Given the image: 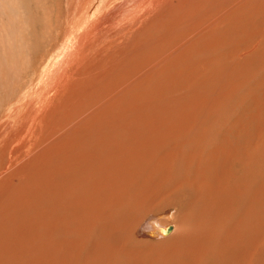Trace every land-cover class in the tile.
Listing matches in <instances>:
<instances>
[{
  "label": "rangeland",
  "instance_id": "1",
  "mask_svg": "<svg viewBox=\"0 0 264 264\" xmlns=\"http://www.w3.org/2000/svg\"><path fill=\"white\" fill-rule=\"evenodd\" d=\"M45 1L48 13L56 16L53 8H64ZM177 2V13L158 11L153 20L146 16L128 26L131 35L124 37L121 27L130 12L106 38V28L116 19L103 20L99 41L109 48L99 52L97 66H90L95 37L92 52L81 58L79 68L65 73L66 83L52 89L39 83L48 70L39 63L43 55L32 69L25 68L24 59L31 48L34 56L41 55L59 46L60 39L48 34L46 26L40 39L25 31L33 44L26 51L13 34L15 24L19 26L17 14L0 10V264H134V258L124 255L129 249L140 250L138 264H264V0H187L183 10L175 9ZM8 15L17 18H10L14 23L9 26ZM141 15L138 11L131 16ZM143 28L149 32L142 33ZM166 30L174 37L164 36ZM147 33L161 35V42L152 47V54L137 46V55L134 43ZM38 41L54 45L40 49ZM169 47L177 55L171 62L156 60L162 65L157 72L135 89L127 82L130 91L123 89L125 95L118 96L117 83L130 78L137 56L148 53L141 57L148 61L167 54ZM122 53L132 54L133 60L122 63L115 78L103 59ZM95 72L99 82L85 83ZM111 95L116 102L103 107L100 102ZM110 103L111 117L104 112ZM90 111V125L65 135L68 126L74 130V123ZM94 118H100L98 123ZM106 123L121 128L111 131ZM64 158L76 169L65 171ZM150 219L189 228L194 249L187 262L174 260L180 253L176 250L167 256L159 253L161 245L147 240L169 236L149 234ZM136 234L141 239L136 240ZM199 234L206 239L198 246Z\"/></svg>",
  "mask_w": 264,
  "mask_h": 264
},
{
  "label": "bare ground",
  "instance_id": "2",
  "mask_svg": "<svg viewBox=\"0 0 264 264\" xmlns=\"http://www.w3.org/2000/svg\"><path fill=\"white\" fill-rule=\"evenodd\" d=\"M56 1L58 2L60 5H64V8H61V7H54L53 10L56 12V13H59L56 14L55 13H48V8L46 6V1L45 0H0V10H2L4 12V15H7L6 14V10H11L13 12H15L17 14V18L16 15L13 16V15H8L6 17V23L7 25L9 26L10 23L12 25V23H14L13 19L17 22H19V26L17 27V24L16 27L14 26L13 27V34L16 35V39H17V42L18 40H20L22 42V44L24 45V48L25 50H30V47L29 45L32 44V41L30 39L27 38L26 34H25V31H27V34L30 35L33 34V36H38L39 37V33H41V31L43 29H45V26H46V31H48L51 36H53L54 38V34L56 35V37L58 39H60L61 43L59 46H57L58 48H55L50 50L48 53H41V55H36L34 56L32 53H31V50L26 54V57H25V68L26 69H32L35 67L36 63L39 62L40 60V64H41V67H43V70L46 68L48 70H46L47 72L43 75V79L40 80V84H42L43 86H46V87H50L51 89L52 88H56V87H59V86H63L65 83H66V80H65V73L67 72H72V71H75L76 69L79 68L80 66V61H81V58L86 55V54H90L92 52V48L94 47L96 41H95V37H96V40H100L99 39V35L98 33L100 32V29H103V27L106 26V24L103 23V20L105 19H109V20H112V19H116V21L112 24H110L107 28H106V31L107 32L105 34V36L103 38H106V37H109L113 34V31L115 30H118V28H115L114 25L115 23H117L118 21H120L121 19H123V17L130 12V14L125 17L123 19V27H121V29L123 30V32L121 33V37H124L126 34L128 35H131V32L130 30L127 28L128 26H135L138 24V22L142 19V18H146V16L150 19V20H153L155 17H156V14H158V11L160 13V11H164V12H161V13H164L166 14V16L168 15H171L173 14V12L175 11L174 10V1L175 0H125L126 2L124 4L121 3V0H100L99 3H97V0H53V2ZM178 0H176L177 2ZM187 0H179L177 2L178 6L176 5L175 6V9H180L181 7H183V4L184 2H186ZM49 2H51L49 0ZM109 2V3H108ZM235 2V1H234ZM108 3V4H107ZM120 3V4H118ZM48 4V3H47ZM234 4V3H233ZM118 6L119 8L117 7H114V6ZM236 5V4H235ZM234 5V6H235ZM165 7L166 9H163ZM143 8H146L145 10H138V9H143ZM232 8V7H231ZM236 8V7H235ZM182 9V8H181ZM183 10V9H182ZM138 11H141L143 13V15L139 16V17H133L131 15H134L136 12ZM185 11V10H184ZM233 11V9H232ZM231 11V12H232ZM235 11V9H234ZM2 14V12H0ZM160 13V14H161ZM175 13H177L175 11ZM187 12H185L186 14ZM159 14V16H160ZM188 15V14H186ZM1 17V16H0ZM5 17V16H4ZM165 17V16H164ZM181 17V16H180ZM10 18H13L11 19L12 22L10 21ZM25 18H26V21H25ZM158 18V17H156ZM2 19V18H1ZM207 19H205V22H209V21H206ZM68 22V23H65V22ZM213 22V20H211ZM2 22V21H1ZM4 22V21H3ZM221 22V21H220ZM201 23V22H200ZM217 23V22H216ZM14 25V24H13ZM152 25L155 27L156 26V23H152ZM200 26V25H199ZM198 26V27H199ZM209 26V25H208ZM6 26L4 25L3 28H5ZM22 27L24 29H22ZM212 27V26H211ZM10 28V27H9ZM7 28V29H9ZM12 28V27H11ZM65 28V29H64ZM201 28V26H200ZM204 27H202L203 29ZM207 28V27H206ZM0 29H2V27H0ZM26 29V30H25ZM64 29V30H63ZM209 30V28H207ZM214 29V28H213ZM12 30V29H11ZM201 30V29H199ZM205 30V29H204ZM4 33L5 32V29L3 30ZM10 31V30H9ZM203 31V30H201ZM200 31V33H201ZM212 31V30H211ZM1 32V31H0ZM12 32V31H11ZM29 32V33H28ZM144 32H149L147 29H142V33ZM206 32V31H205ZM205 32H203V36L206 34ZM10 33V32H9ZM9 33L7 35H9ZM42 33H44L42 31ZM190 33V32H189ZM11 34V33H10ZM47 34V35H48ZM192 34V33H191ZM195 34V33H194ZM211 34V33H209ZM2 35V34H1ZM12 35V34H11ZM10 35V36H11ZM46 35V34H45ZM163 35V34H162ZM165 35H170L171 38L174 37L173 33L171 32V30H166L165 33H164V36ZM208 35V33H207ZM13 36V35H12ZM32 36V38H34ZM43 36V35H42ZM49 36V35H48ZM47 36V37H48ZM50 36V37H51ZM189 36V34H188ZM201 35H199L200 37ZM7 37V36H5ZM9 37V36H8ZM37 37V38H38ZM46 36H44V38H47ZM169 37V36H168ZM192 37V36H191ZM197 37V36H196ZM31 38V37H30ZM36 38V39H37ZM52 38V39H53ZM101 38V39H103ZM165 38V37H164ZM40 39V37H39ZM43 39V38H42ZM51 39V40H52ZM161 39H162V36H154V34H149L147 33L146 35H143V39L134 43V45L136 47H134L135 49V52L137 55L138 52V48L137 46H140V48L142 50H145L147 49L148 50V53L152 54L153 50H152V47H154L157 43L161 42ZM169 39V38H168ZM175 39V38H174ZM190 39V38H189ZM14 41L13 38H11V41ZM44 40V39H43ZM42 40V41H43ZM53 41V40H52ZM97 41V44L95 45V49L93 50V53L91 55V61L93 62V64H90V66H97V63L95 62V60H97L98 58V55H99V52L100 51H105L109 48V46H104L100 41L98 42ZM170 41V39H169ZM168 41V42H169ZM40 41H38V45L41 47L40 49H46V48H49V47H52L53 44H50V42H48V45L46 44L47 43V40H46V43H42V44H39ZM14 43H16L14 41ZM36 43V42H35ZM18 44V43H17ZM37 44V43H36ZM35 44V45H36ZM49 44L51 46H49ZM175 44V43H174ZM33 45V44H32ZM34 45V47H35ZM170 45V44H169ZM172 45V44H171ZM170 45V46H171ZM8 46V45H7ZM176 46V45H175ZM10 47V46H9ZM33 47V46H31ZM15 48V47H14ZM20 48V47H19ZM21 48H22V45H21ZM39 48V47H38ZM177 48V47H176ZM180 48V46H179ZM182 48V51H183V47ZM174 49V48H173ZM171 47L168 48V53L167 54H160L159 56L156 57H152L151 60H148V61H143V59L141 57H146V55L148 54H144L142 56H137L136 57V60L134 61V69L135 71L130 73L129 74V77L127 79V81H124L122 80L123 82L122 83H117L118 87H120V93L118 94L119 95H125L128 94L127 92H125V89L126 90H129V88H127L128 85H126V87L124 86V84H129V82H132V85H130V87L133 86V88H137V87H140V85L145 81V79L147 78V76L151 73H154V70L155 72H157L160 67L162 66L161 65V62L159 63L158 61L156 60H160L162 61V59L164 61H169L171 62L173 57L177 56V55H174V50H173ZM39 51V50H38ZM37 51V52H38ZM167 52V50H166ZM177 52V51H176ZM23 53V52H22ZM21 53V54H22ZM179 53V52H178ZM46 54V55H45ZM159 54V53H158ZM23 55V54H22ZM43 55L42 59H39L41 58V56ZM129 55H132V54H129ZM129 55H126V54H123L122 55H118L116 57H114L112 60H110L109 58L105 57L103 59L104 61V66H108L112 69L113 71V76H115V78H118V74H120L123 70V65L122 63H127L129 62L130 60H133V57L129 56ZM39 59V60H38ZM49 59V60H48ZM163 61V63H164ZM157 64V67L154 68V64ZM38 63V64H39ZM38 67V65H37ZM40 67V66H39ZM38 67V68H39ZM110 74V73H109ZM107 74V75H109ZM80 75V74H79ZM111 75V74H110ZM112 76V75H111ZM42 78V77H41ZM112 78V77H111ZM119 79L115 80V81H118ZM84 81L85 83L88 82V84H96L97 82H99V74H97L96 72L94 74H92L91 76L89 77H85L84 78ZM103 81H107L106 79H104ZM110 82V80H109ZM77 84V83H75ZM94 84H92L91 86H93ZM41 85V86H42ZM87 85V84H86ZM40 85L38 84V87ZM42 86V87H43ZM74 86V85H73ZM80 87L79 84H77V87ZM90 86V87H91ZM66 87V85H65ZM86 87V86H85ZM88 87V85H87ZM89 87V88H90ZM131 88V89H133ZM124 89V92L123 93V90ZM83 90H86L85 88ZM89 90V89H88ZM81 91L82 93V90H79V92ZM85 92V91H84ZM120 96V97H121ZM128 96V95H126ZM116 102V99H115V96L111 95L109 96L108 98L104 99L103 101H101L100 103L102 104V106L104 107V104L107 103V102ZM112 102V103H113ZM110 103L109 105H107V107L104 109V112L108 113L109 114V108L112 106ZM114 104V103H113ZM132 105V104H131ZM142 105V104H141ZM113 107V106H112ZM122 109V108H121ZM89 110V109H88ZM94 111V108L92 109ZM86 112V111H84ZM99 112V111H97ZM101 112V111H100ZM103 112V114H105ZM90 113L92 114L93 112L90 111L89 114H87V116H85L84 114V118L81 119L78 115V118L79 120H75L76 122L74 123V127L75 129H79L81 127H83L84 125H90L91 124V116H90ZM123 113V112H122ZM82 114V113H81ZM95 114V113H94ZM102 114V115H103ZM119 114V113H118ZM82 115V116H83ZM106 115V114H105ZM94 116V115H93ZM104 116V115H103ZM102 116V117H103ZM110 116V114H109ZM112 116V115H111ZM110 116V117H111ZM118 116V115H117ZM95 117H98L97 115ZM119 117V116H118ZM105 118V117H104ZM142 118V117H141ZM72 119V118H71ZM98 119V118H97ZM111 119V118H110ZM139 119V118H138ZM100 120V118H99ZM98 120V121H99ZM121 120V119H120ZM128 120V119H127ZM140 120V119H139ZM143 120V118H142ZM74 121V120H72ZM90 121V122H89ZM94 123L98 121L95 120V118L93 119ZM102 121H105V122H108L107 120H103ZM116 121H117V118H116ZM104 122V123H105ZM110 122V121H109ZM108 122V123H109ZM122 122V121H120ZM125 121H123L124 123ZM134 122V121H133ZM139 122V121H138ZM142 122V121H141ZM87 123H90V124H87ZM112 123V122H111ZM110 123V125H111ZM116 123V122H114ZM129 124H131V121L129 120L128 121ZM135 123V122H134ZM62 124V123H61ZM66 124V123H65ZM64 124V125H65ZM72 124V123H71ZM100 124V123H99ZM102 124V123H101ZM100 124V125H101ZM107 124V123H106ZM113 124V123H112ZM117 124H119V121L117 122ZM141 124V123H140ZM67 126L69 125V122H67L66 124ZM93 125V124H92ZM104 125V124H103ZM100 126V128H103V131H104V126H107L106 129L110 128L111 131L114 130L113 128L116 127L114 126L113 128L112 125L110 127L109 124L107 125H104V126ZM116 125V124H115ZM123 125V124H122ZM135 125V124H134ZM142 125V124H141ZM120 125H117V127L115 128V130L117 129H120L121 127H119ZM59 127V126H58ZM85 127V126H84ZM83 127V128H84ZM88 127V126H86ZM136 126H134L135 128ZM95 128V126H94ZM141 128V126H140ZM63 129H65V127H63ZM72 130L69 126L67 129H65V135H67V132L69 131H72V134L75 133V131H78L77 129L76 130ZM91 129V130H90ZM89 129L90 133L93 134L95 133L94 129L92 130V127ZM98 129V128H97ZM105 129V130H106ZM125 129V128H124ZM136 129V128H135ZM57 130V129H56ZM61 130V129H60ZM96 130V129H95ZM114 130V131H115ZM80 131V130H79ZM88 131V129H87ZM93 131V133H92ZM109 131V130H107ZM106 131V132H107ZM113 131V132H114ZM61 132L58 130V133ZM74 132V133H73ZM83 132V131H82ZM57 133V134H58ZM77 133V132H76ZM100 133V132H99ZM107 133H111V132H107ZM141 133V132H140ZM62 134V133H61ZM83 134V133H82ZM134 134V133H133ZM60 135V134H59ZM63 135V134H62ZM89 135V134H88ZM79 136H80V133H79ZM140 136V135H139ZM59 137V136H58ZM96 137V136H95ZM104 137V136H103ZM109 137V136H108ZM61 138V137H60ZM59 138V139H60ZM101 138V137H100ZM105 138V137H104ZM107 138V137H106ZM61 140V139H60ZM91 140H93L91 138ZM79 141V140H78ZM94 141V140H93ZM110 141V140H109ZM56 142V141H55ZM84 142V141H83ZM92 142V141H91ZM96 142V141H95ZM90 143V142H89ZM97 143V142H96ZM105 143V142H104ZM107 143V142H106ZM76 144V143H75ZM88 144V142H87ZM99 144V143H98ZM41 144H39L40 146ZM93 145V144H92ZM95 145V144H94ZM97 145V144H96ZM84 146V144H83ZM87 146V145H86ZM100 145H98L99 147ZM102 146V145H101ZM38 147V146H37ZM50 147V146H49ZM85 147V146H84ZM81 146V148H84ZM59 148V147H58ZM62 149V148H60ZM59 149V150H60ZM78 149V148H76ZM86 149V148H85ZM89 149H91L89 147ZM82 150V149H81ZM44 151V150H43ZM61 151V150H60ZM60 151H58L57 153H59ZM67 151V150H65ZM88 151V150H87ZM90 151V150H89ZM53 152H56V151H53ZM64 153V151H61ZM81 152V151H80ZM82 152H84V149L82 150ZM80 153V154H83V153ZM79 153V152H78ZM78 153L76 152L75 154L78 155ZM53 154V153H52ZM62 154V153H61ZM79 154V155H80ZM85 154V152H84ZM83 156H86L84 155ZM87 154V153H86ZM89 156H93L91 153H88ZM94 154V153H93ZM96 154V153H95ZM94 154V155H95ZM42 155V154H41ZM49 155V153H48ZM57 155V154H56ZM72 157L74 156L72 153H71ZM52 156V155H51ZM54 156V155H53ZM87 156V157H89ZM97 156V155H96ZM80 157H82V155H80L77 159V160H80ZM38 158V157H37ZM49 158V157H48ZM59 160L60 159V156H58ZM92 158V157H90ZM89 158V159H90ZM100 158V157H99ZM46 159V158H45ZM51 159V158H50ZM48 159V160H50ZM70 158H64V161H67V164L66 166H68V168H63L65 171H70V170H73L72 167L73 165H71V161H69ZM84 158H81V160L83 161ZM63 160V158H62ZM76 160V159H75ZM73 159L72 162L75 161ZM88 160V159H87ZM93 160H94V157H93ZM101 160V159H100ZM63 161V162H64ZM85 161V159H84ZM95 161V160H94ZM46 162V160H45ZM92 162V161H91ZM90 162V163H91ZM65 163V162H64ZM62 163V164H64ZM76 163V161H75ZM77 164V163H76ZM87 164V162H86ZM43 165V163H42ZM46 165V164H45ZM82 165V163L80 164ZM78 166L81 168V166ZM84 165V164H83ZM44 166V165H43ZM48 166V165H46ZM72 166V167H71ZM101 166V165H100ZM76 167V166H75ZM74 168V167H73ZM85 168V167H84ZM62 169V168H61ZM76 169V168H74ZM82 169V168H81ZM102 171H103V168H101ZM87 170V169H85ZM83 170V171H85ZM181 170V169H180ZM88 173V172H87ZM1 174V173H0ZM81 174V172H80ZM104 174V173H103ZM84 175V174H83ZM226 175V174H225ZM105 176V175H104ZM103 176V177H104ZM107 177V176H106ZM47 178V177H46ZM109 178V177H108ZM115 178V177H114ZM102 179V178H101ZM110 179V178H109ZM108 179V180H109ZM111 180V179H110ZM102 181V180H101ZM114 181V180H113ZM116 181V180H115ZM107 182V181H106ZM111 181H108V183H110ZM103 183V182H102ZM109 185V184H108ZM103 186V185H102ZM193 186V185H192ZM93 188V187H92ZM95 188V187H94ZM111 188V187H110ZM193 189V187H192ZM251 189V188H250ZM92 193V192H91ZM66 196V195H65ZM67 197V196H66ZM64 207V206H63ZM149 211V210H148ZM140 212V211H139ZM138 214V213H137ZM150 214V213H149ZM169 214V213H167ZM91 216V215H90ZM144 216V215H143ZM167 216V215H166ZM143 218V217H142ZM174 218V217H173ZM159 220V219H158ZM158 220L156 221V219H153L151 220L150 219V222L148 223V231L149 234H151L153 237L157 238L159 236H167V239H147V240H152V241H157L158 244H160V248H158V252L167 256V254H171L173 253L175 250L177 252H180L179 253V256L177 258H175L174 260L175 261H180L182 259H184L186 262L188 261V259L191 258V255L193 254L192 252V249H194V244H193V236H192V232L189 230V228H184V229H181V226H180V229L179 226H177L178 224L176 223H172V225H169L165 222H161L159 225L156 223L158 222ZM165 220V219H164ZM166 220L167 221H171V217L167 216L166 217ZM137 221V220H136ZM141 221V220H139ZM138 221V223H139ZM149 221V220H148ZM173 221V220H172ZM163 223V224H162ZM169 223V222H168ZM147 224V223H146ZM162 224V225H161ZM53 226V225H52ZM145 228V227H144ZM68 229V228H67ZM70 229V228H69ZM74 229V228H73ZM95 229V228H93ZM50 230V229H49ZM237 230V229H236ZM55 231V230H54ZM239 231V230H238ZM95 232V231H93ZM215 232V231H214ZM232 232V231H231ZM256 232V231H255ZM42 233V232H41ZM75 233V232H74ZM134 233V232H133ZM216 233V232H215ZM219 232L217 231V234ZM221 233V232H220ZM225 233V232H224ZM230 233V231H229ZM234 233V232H233ZM235 233H238V232H235ZM241 233V232H240ZM45 234V233H44ZM49 234V233H47ZM57 234V233H56ZM222 234V233H221ZM53 235V234H52ZM199 234V236H195V237H198L197 238V245H201L204 241V238L206 237V234ZM227 235V233H226ZM232 235V234H231ZM245 235V234H244ZM217 236V235H216ZM218 236H220V238L222 236L219 234ZM46 237V236H45ZM60 237V236H59ZM136 240L137 239H141L139 235L136 234ZM225 237V235H224ZM227 237V236H226ZM223 238L224 240L226 239ZM238 237V236H236ZM90 238V237H89ZM143 238V237H142ZM162 238V237H161ZM239 238L240 235H239ZM42 239V237H41ZM45 239V238H44ZM61 239V238H60ZM206 239V238H205ZM215 239V238H214ZM237 239V238H236ZM131 240V239H130ZM146 240V239H145ZM220 240V239H219ZM239 240V239H238ZM83 241V240H82ZM151 241V242H152ZM160 241V242H159ZM216 241V240H215ZM242 241V240H241ZM65 242V241H63ZM85 242V241H84ZM106 242V241H105ZM104 242V243H105ZM127 243L129 242L126 241ZM143 242V241H142ZM227 242V241H226ZM240 242V240H239ZM43 243V242H42ZM46 243V242H45ZM111 243V242H110ZM145 243V242H144ZM150 243V242H149ZM216 243V242H215ZM214 243V244H215ZM75 244V243H74ZM101 245L103 243H100ZM142 244V243H141ZM234 244V243H233ZM231 244V245H233ZM58 245V244H57ZM107 245V244H106ZM105 245V246H106ZM110 245V244H109ZM138 245V244H137ZM249 248L247 250V255L250 256V252L252 250V247H253V242H252V239H250L249 241ZM132 246V245H130ZM134 246V245H133ZM139 246V245H138ZM217 246V245H216ZM215 246V247H216ZM256 246V245H255ZM74 247V246H73ZM86 247V246H85ZM103 247V246H102ZM107 247H110V246H107ZM111 247H114V246H111ZM123 247V245H122ZM209 247V246H208ZM230 247V246H229ZM242 249H243V252L245 253V249H244V245L241 246ZM76 248V247H75ZM87 248V247H86ZM86 248H84L83 250H85ZM101 248H99V251H100ZM122 249V248H121ZM125 249V247H124ZM122 249V250H124ZM128 249V248H127ZM77 250V249H76ZM80 250V249H79ZM89 250V249H88ZM236 250V249H235ZM82 251V250H81ZM80 251V252H81ZM87 251V249H86ZM98 251V252H99ZM111 251V250H110ZM114 251V249L112 250ZM140 250H126L124 255H128L131 256L132 258H134V262L136 261L137 262V259L139 258V252ZM143 252V251H142ZM84 251L83 253L81 254V257L84 258ZM87 253V252H86ZM88 253H91V252H88ZM216 253V252H215ZM68 254V253H67ZM101 254V253H100ZM99 254V255H100ZM236 254H239V250L236 251ZM48 256V254H46ZM83 255V256H82ZM104 255V254H103ZM102 255V256H103ZM142 255V254H141ZM69 256H72V255H69ZM91 256V255H90ZM107 256V254H106ZM68 257V256H67ZM73 257V256H72ZM117 257V256H116ZM124 257V256H123ZM137 258V259H136ZM74 259V258H73ZM65 260V259H64ZM103 260V259H102ZM242 260V259H241ZM62 261V260H61ZM82 261V260H81ZM101 261V260H99ZM113 261V260H112ZM130 262V261H129ZM134 263V264H138V263ZM246 262V261H245ZM87 263V262H85ZM93 262H91L92 264ZM165 263V261H163V264ZM179 263V262H178ZM204 263V262H203ZM207 262L205 261L204 264H206ZM244 263V262H243ZM59 264V263H58ZM63 264V263H61ZM70 264V263H69ZM122 264V263H121ZM166 264V263H165ZM180 264V263H179ZM240 264V263H239ZM255 264V263H254Z\"/></svg>",
  "mask_w": 264,
  "mask_h": 264
}]
</instances>
